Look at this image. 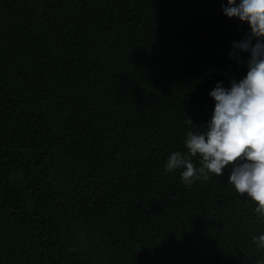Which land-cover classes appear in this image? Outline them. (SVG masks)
I'll use <instances>...</instances> for the list:
<instances>
[{
    "label": "trees",
    "instance_id": "16d2710c",
    "mask_svg": "<svg viewBox=\"0 0 264 264\" xmlns=\"http://www.w3.org/2000/svg\"><path fill=\"white\" fill-rule=\"evenodd\" d=\"M222 4L0 0V264L264 261L230 167L165 171L246 75L229 54L249 26Z\"/></svg>",
    "mask_w": 264,
    "mask_h": 264
},
{
    "label": "clouds",
    "instance_id": "9594fccd",
    "mask_svg": "<svg viewBox=\"0 0 264 264\" xmlns=\"http://www.w3.org/2000/svg\"><path fill=\"white\" fill-rule=\"evenodd\" d=\"M221 7L225 16L249 26L243 40L233 41L229 54L240 62L239 52L249 53L246 75L233 79L229 88L217 83L209 93L215 107L206 131H188L186 151L171 153L165 171L180 170L182 182L191 186L212 174L221 177L230 167L228 182L246 194L256 205L257 217L264 218V0H227ZM188 123L193 124L191 119ZM253 243L264 250V233L253 236Z\"/></svg>",
    "mask_w": 264,
    "mask_h": 264
}]
</instances>
